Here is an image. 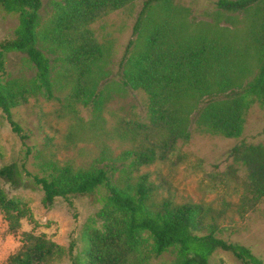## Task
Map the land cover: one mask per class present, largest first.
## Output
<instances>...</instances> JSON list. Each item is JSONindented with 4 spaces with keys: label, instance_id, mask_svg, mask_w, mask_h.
Wrapping results in <instances>:
<instances>
[{
    "label": "trees",
    "instance_id": "16d2710c",
    "mask_svg": "<svg viewBox=\"0 0 264 264\" xmlns=\"http://www.w3.org/2000/svg\"><path fill=\"white\" fill-rule=\"evenodd\" d=\"M134 1L61 0L39 30L42 0H0L1 10L18 17L14 38L0 43V111L23 146L26 137L12 111L32 97L52 101L58 99L57 92L68 90L69 107L101 109L107 100L104 53L90 26ZM216 6L226 14L242 15L244 32L191 23L188 9L173 0H143L121 63L120 83L125 90L145 93L148 123L116 132L117 138L132 142L117 158L103 153L80 167L50 163L41 177L17 163L0 168V212L13 236L20 234L21 221L29 217L2 182L26 189L30 179L41 188L46 208L58 199L72 206L71 197L101 188L106 192L95 216L100 226L87 227L88 243L79 255L73 257L72 247L67 250L46 234L25 232L20 234V249L4 264H55L66 255L72 264H131L147 237L154 257L175 251L172 264H209L217 250L243 264H263L250 248L216 235L219 215L209 204L155 201L149 175L138 174L145 166L165 161L179 142L188 141L193 124L203 132L238 138L249 109L255 104L264 109V0H217ZM11 54L26 59L32 78L8 74ZM252 58H257L255 70L249 66ZM227 157L247 171L236 206L241 215L264 199V146L241 144Z\"/></svg>",
    "mask_w": 264,
    "mask_h": 264
},
{
    "label": "rangeland",
    "instance_id": "374dc122",
    "mask_svg": "<svg viewBox=\"0 0 264 264\" xmlns=\"http://www.w3.org/2000/svg\"><path fill=\"white\" fill-rule=\"evenodd\" d=\"M61 0H42L39 30L53 17ZM217 0H173L176 6L188 9V21L205 23L220 28L228 27L242 34L246 29L242 15L226 14L216 6ZM143 0L113 12H108L91 24L90 29L104 53L101 66L106 75V101L95 110L71 104L68 90L57 92V100L48 101L42 96L32 97L12 111L13 121L26 137L23 146L19 135L6 116L0 111V168L17 163L24 165L32 175L43 176L50 163L87 166L107 153L111 158L132 146L131 140L119 139L116 132L127 130L134 123L147 124V96L143 91L125 90L120 83V67L126 48L133 37V27L142 8ZM18 17L0 9V43L14 38ZM257 58L249 61L255 70ZM58 70V68H57ZM252 70V71H253ZM7 71L12 77L30 79L33 69L22 55L11 54L7 59ZM139 140V139H138ZM241 144L264 146V109L255 104L245 115V126L240 137L225 138L219 134L203 132L191 126L190 138L179 142L165 161L145 166L138 172L148 174L155 187V201L169 199L176 204H209L219 215L215 233L229 243H237L251 249L264 264V199L246 213L237 212V204L244 190L246 169L228 158V152ZM29 149V154H27ZM30 188L15 189L2 182L8 196L18 201L29 218L21 221L20 234L34 232L46 234L72 256L79 255L87 246L86 229L91 224L100 226L96 214L103 208L106 192L98 189L87 196L70 198L72 206L58 199L46 208L44 194L29 179ZM32 187V188H31ZM0 212V237L7 235L20 247V234L13 236ZM7 229V230H6ZM146 242L131 259V264H172L175 251L154 257ZM5 259L2 264L6 262ZM55 264H72L66 255ZM209 264H243L231 253L215 251Z\"/></svg>",
    "mask_w": 264,
    "mask_h": 264
},
{
    "label": "crops",
    "instance_id": "0c3cea01",
    "mask_svg": "<svg viewBox=\"0 0 264 264\" xmlns=\"http://www.w3.org/2000/svg\"><path fill=\"white\" fill-rule=\"evenodd\" d=\"M15 246L16 244L14 240L11 241L9 235H7L5 239L0 237V264H2V262L7 259L10 255H12L11 250H13Z\"/></svg>",
    "mask_w": 264,
    "mask_h": 264
}]
</instances>
